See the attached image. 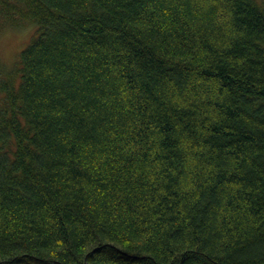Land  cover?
I'll return each instance as SVG.
<instances>
[{
	"label": "trees",
	"instance_id": "trees-1",
	"mask_svg": "<svg viewBox=\"0 0 264 264\" xmlns=\"http://www.w3.org/2000/svg\"><path fill=\"white\" fill-rule=\"evenodd\" d=\"M0 264H264V0H0Z\"/></svg>",
	"mask_w": 264,
	"mask_h": 264
},
{
	"label": "rangeland",
	"instance_id": "rangeland-1",
	"mask_svg": "<svg viewBox=\"0 0 264 264\" xmlns=\"http://www.w3.org/2000/svg\"><path fill=\"white\" fill-rule=\"evenodd\" d=\"M30 31L15 30L5 27L0 30V59L9 64L19 49L28 41Z\"/></svg>",
	"mask_w": 264,
	"mask_h": 264
}]
</instances>
